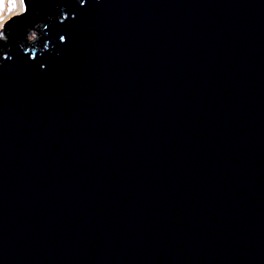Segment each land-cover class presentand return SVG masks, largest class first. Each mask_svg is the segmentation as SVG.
I'll return each instance as SVG.
<instances>
[{
    "label": "water",
    "instance_id": "1",
    "mask_svg": "<svg viewBox=\"0 0 264 264\" xmlns=\"http://www.w3.org/2000/svg\"><path fill=\"white\" fill-rule=\"evenodd\" d=\"M26 2L0 264H264V0Z\"/></svg>",
    "mask_w": 264,
    "mask_h": 264
},
{
    "label": "snow or ice",
    "instance_id": "2",
    "mask_svg": "<svg viewBox=\"0 0 264 264\" xmlns=\"http://www.w3.org/2000/svg\"><path fill=\"white\" fill-rule=\"evenodd\" d=\"M87 2L88 0H79V4L81 6H84ZM17 7H19V11H14ZM5 8H7L9 12H13L16 17H21V18L24 16V14H26L29 11V5L26 2V0H0V12H2ZM68 15H69L68 12L64 13L63 19L61 21L62 23L64 20L68 18ZM75 18H76V13L73 15V19ZM11 20H12V16L0 15V41H6L8 45L12 44L14 38L7 36L4 30L8 26ZM59 41L66 42V36L60 35ZM23 51L27 52L28 49L24 48ZM5 58L9 60L12 59V57L8 56L6 53L0 56V68H2L5 62ZM40 67L45 68L46 66L41 64Z\"/></svg>",
    "mask_w": 264,
    "mask_h": 264
},
{
    "label": "trees",
    "instance_id": "3",
    "mask_svg": "<svg viewBox=\"0 0 264 264\" xmlns=\"http://www.w3.org/2000/svg\"><path fill=\"white\" fill-rule=\"evenodd\" d=\"M35 22H37V21L35 20ZM15 28H18V31L21 32V33H23V34H24L25 31H26V30H25V27H24V24H16V25H14V29H15Z\"/></svg>",
    "mask_w": 264,
    "mask_h": 264
},
{
    "label": "rangeland",
    "instance_id": "4",
    "mask_svg": "<svg viewBox=\"0 0 264 264\" xmlns=\"http://www.w3.org/2000/svg\"><path fill=\"white\" fill-rule=\"evenodd\" d=\"M19 7H17L14 11L18 10ZM13 12H9L7 10V8H5L2 12H0V15H3V16H10Z\"/></svg>",
    "mask_w": 264,
    "mask_h": 264
}]
</instances>
